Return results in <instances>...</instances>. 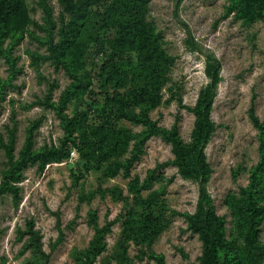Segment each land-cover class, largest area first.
<instances>
[{
	"label": "rangeland",
	"instance_id": "374dc122",
	"mask_svg": "<svg viewBox=\"0 0 264 264\" xmlns=\"http://www.w3.org/2000/svg\"><path fill=\"white\" fill-rule=\"evenodd\" d=\"M31 26L8 39L0 54V264H202L203 244L188 228L199 184L182 174L164 135L177 128L185 144L197 123L192 112L209 85L206 68L220 72L206 148V184L225 222L224 264H264L246 248L244 203L253 178L264 207L261 132L264 122V7L249 0H104L90 8L75 33L83 56L59 64L50 43L70 21L62 0H26ZM143 20L170 62L144 63L133 48L113 53L119 26ZM67 53V52H66ZM126 76L119 88L115 79ZM159 103L143 112L137 94ZM117 94L142 116L120 118ZM49 104H48V103ZM35 153L56 150L61 161L23 172L19 200L2 193L9 160L2 147L14 137L17 158L28 131ZM159 235L144 239L151 223ZM35 240V241H34ZM264 246V214L259 227ZM99 244V253H88ZM89 256V258H88Z\"/></svg>",
	"mask_w": 264,
	"mask_h": 264
},
{
	"label": "trees",
	"instance_id": "16d2710c",
	"mask_svg": "<svg viewBox=\"0 0 264 264\" xmlns=\"http://www.w3.org/2000/svg\"><path fill=\"white\" fill-rule=\"evenodd\" d=\"M65 10L70 14V21L61 31V40L55 44L50 43V51L53 58L59 64L63 63L62 58L67 56H83L82 45L76 42L75 33L86 21L90 14V8L100 6L104 0H62ZM250 2L263 5L264 0H249ZM32 19L26 0H0V54L6 55L4 45L8 39L24 34L31 26ZM113 53H121L138 48L144 63H169L170 56L157 44L155 39L149 34L143 20L134 19L119 26V34L116 39L110 42ZM67 52V53H66ZM75 59V58H74ZM206 74L210 77L209 85L200 93L198 101L192 112L197 117V123L192 133V140L185 144L178 135L177 128L171 132L165 131L164 135L173 147V153L177 159L181 174L186 179L195 180L199 184V197L196 210L192 214L186 215L189 230L198 235L203 244L204 257L202 264H224L222 254L229 251V243L225 236V222L221 218L213 205L206 184L211 175V168L207 161L206 148L214 132V125L211 120V111L216 98L217 89L221 82L219 70H211V66L206 68ZM115 83L122 88L126 83V76L115 79ZM142 100L143 112L147 115L148 107H155L159 102L150 95L149 90H143L137 94ZM116 104L120 118H127L134 122H140L142 116L135 110L130 109L131 103L126 98L117 94L113 99ZM48 103V102H47ZM49 104V103H48ZM254 126L261 132L260 151L264 164V122L255 115L252 107L250 111ZM14 137L6 144L2 143L5 154L9 160V168L4 173L8 182L3 184L2 193L9 192L16 200H19V188L16 186L23 178V172L30 166L39 165V169L44 171L46 166L54 161H61L64 155L56 150H45L42 153H35V137L32 130L28 131L23 149L16 158L14 154ZM249 187V192L244 203L247 213V232L245 234L246 248L254 255L264 257V246L260 244L259 227L264 214V207L257 201V194L253 190L255 179ZM151 220L148 231L144 239L150 243L160 233L161 223L158 219L149 217ZM35 241V240H34ZM101 247L94 244L88 253H99ZM89 258V256H88ZM152 259L157 264H166L163 255L152 253Z\"/></svg>",
	"mask_w": 264,
	"mask_h": 264
}]
</instances>
